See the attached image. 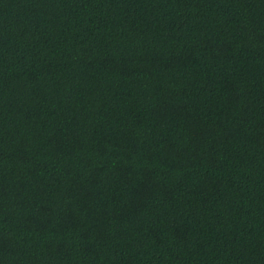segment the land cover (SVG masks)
<instances>
[{"label": "trees", "instance_id": "1", "mask_svg": "<svg viewBox=\"0 0 264 264\" xmlns=\"http://www.w3.org/2000/svg\"><path fill=\"white\" fill-rule=\"evenodd\" d=\"M0 264H264V0H0Z\"/></svg>", "mask_w": 264, "mask_h": 264}]
</instances>
